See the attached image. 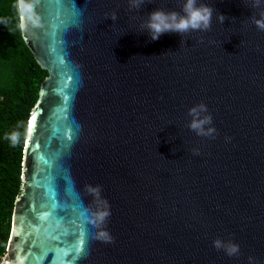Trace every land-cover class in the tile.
<instances>
[{
  "label": "water",
  "instance_id": "obj_1",
  "mask_svg": "<svg viewBox=\"0 0 264 264\" xmlns=\"http://www.w3.org/2000/svg\"><path fill=\"white\" fill-rule=\"evenodd\" d=\"M150 2L40 0L42 27L23 39L48 77L0 264H264V31L251 19L264 0H203L209 31L157 41L142 21L182 7ZM200 103L214 138L188 127ZM90 187L110 205L102 229Z\"/></svg>",
  "mask_w": 264,
  "mask_h": 264
},
{
  "label": "trees",
  "instance_id": "obj_2",
  "mask_svg": "<svg viewBox=\"0 0 264 264\" xmlns=\"http://www.w3.org/2000/svg\"><path fill=\"white\" fill-rule=\"evenodd\" d=\"M14 0H0V263L8 251L15 202L23 187L27 123L48 72L37 62L19 31ZM21 133L12 146L6 134Z\"/></svg>",
  "mask_w": 264,
  "mask_h": 264
},
{
  "label": "clouds",
  "instance_id": "obj_3",
  "mask_svg": "<svg viewBox=\"0 0 264 264\" xmlns=\"http://www.w3.org/2000/svg\"><path fill=\"white\" fill-rule=\"evenodd\" d=\"M146 3L151 2L150 0H129V10L140 11ZM39 4L40 0H14L13 7L18 16L17 27L22 34L42 27V19L37 11ZM178 4L181 5L183 14L177 11L157 9L151 12L146 20L142 21L139 33L143 34L146 32L151 41H157L167 33H178L184 37L193 31L207 32L211 29L212 18L215 13L213 7H210L203 0H179ZM261 6L262 0H252L251 7L260 8ZM216 18L221 24L226 19L222 14H218ZM111 19L113 21L117 19L115 13L112 14ZM251 19L259 30L264 31V12L260 13L259 19L255 17H251ZM0 23L7 24V20H0ZM188 116L191 117L188 125L190 130L194 131L198 136L214 138L216 130L211 126L213 118L205 104L200 103L192 107L188 112ZM25 134L30 135L29 126ZM20 136L21 133L19 131H14L11 134H6L5 139L9 140L12 146H15L19 143ZM193 154L198 155L199 153L194 151ZM88 190L96 196L98 205V210L93 213V218L90 222L97 229H102L106 219L111 215L108 210L110 205L106 200L100 199L101 190L99 187H90ZM96 238L104 242H112L109 233L104 230H100ZM213 246L217 251H223L229 257L240 255L239 245L231 240L216 239L213 242ZM252 259L249 257L250 264H252Z\"/></svg>",
  "mask_w": 264,
  "mask_h": 264
},
{
  "label": "snow or ice",
  "instance_id": "obj_4",
  "mask_svg": "<svg viewBox=\"0 0 264 264\" xmlns=\"http://www.w3.org/2000/svg\"><path fill=\"white\" fill-rule=\"evenodd\" d=\"M36 120H37V116L36 115H32L31 119H30V122H29L30 135H31V133L33 131V127L35 125ZM74 251H79V249L78 248L74 249Z\"/></svg>",
  "mask_w": 264,
  "mask_h": 264
}]
</instances>
